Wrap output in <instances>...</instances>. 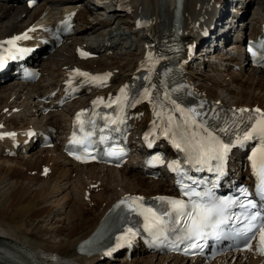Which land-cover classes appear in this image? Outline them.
I'll return each mask as SVG.
<instances>
[{"label": "bare ground", "instance_id": "obj_1", "mask_svg": "<svg viewBox=\"0 0 264 264\" xmlns=\"http://www.w3.org/2000/svg\"><path fill=\"white\" fill-rule=\"evenodd\" d=\"M229 1L186 0L182 20L184 39L189 42L210 41L211 37L216 35L227 39L230 25L223 19L225 5ZM116 2L118 5L115 7ZM115 3L113 8L108 10L111 18H104L101 14H98L97 18L95 13L100 5L94 4L91 0H43L31 10L25 4L14 6L12 3L0 2V21L9 19L7 24L1 25L0 39L41 34L40 26L51 21V5H58L60 13L74 10L76 14L74 34L64 40V47L56 49L60 54H67L65 61L61 64L54 62L49 64V59L44 61L39 55L34 56L33 61L42 73L37 82L34 84L13 82L0 86V155L3 156L0 184L11 179V182H6L8 187L4 189L6 186L4 184L0 188V242L25 249L46 264H96L103 258V254L90 258L79 257L75 254V246L79 239L91 232L107 210L124 197L155 195L169 191L171 187L167 180H154L147 176L143 164L133 158L128 159L121 168H114L93 163L88 165L74 163L62 154L61 148L57 145L31 151L32 146L38 143L35 138L28 137L29 133L50 126L57 129V134L62 133L70 107L76 104V101H73L71 105L63 107L62 114L56 117L54 113L47 111L48 105L38 100L39 96L55 87L65 86L69 78H75L77 82L83 83L82 90L88 100L90 95L99 91L112 93L118 86L139 76L140 68H143L147 60L156 53L155 48L165 36L158 25L160 19L166 20L168 29L171 28L174 0H116ZM212 6L213 20L210 16L212 11L209 12L208 8ZM127 13L131 16L125 17V23L129 33L136 36L134 45L138 47V55L130 58L131 55L121 63L102 56L85 60L77 57L81 50L102 52L120 44L125 38V33L115 32L109 28V24L115 14L121 18ZM238 13L243 15L244 11L239 10ZM24 16L27 18L22 22ZM108 21L107 25L100 27ZM261 22L262 19L255 17L250 33H258ZM207 27L209 31L204 34ZM94 32L101 40L97 44L93 42L85 44V40H92ZM239 36L242 37V34L237 32L235 37L237 44L231 47L232 51L222 52L218 46L213 47L212 59L206 63L212 74H207L205 78L201 77V72L191 68L190 63L183 62L185 70L183 82L188 93L199 100L208 103L215 100L223 102L225 97L233 92V96L227 100L228 104L235 107L257 106L264 109V73L262 69L256 68H251L252 72H245L248 63L240 42L241 37L237 39ZM25 43L36 44L34 41ZM223 60L226 63L223 64ZM202 63H199V67ZM77 69L88 73L89 76H80L75 72ZM105 71L111 73L109 86L99 89L91 77ZM46 75H51L52 81L42 83V78ZM201 79L204 81H199ZM82 105L81 101L76 108ZM29 113L43 114L42 121H25ZM135 114L137 119L134 128L140 126L142 122L140 116L145 121H152L155 124L164 119L157 100L137 107ZM63 116L65 120L61 119ZM19 153L22 155H18ZM88 167L90 170L85 173L84 170ZM43 171H46L45 176L41 174ZM72 183L76 186V197L74 199L71 196L67 205L64 204L65 208L58 211V207L70 194L67 192L61 197L58 196ZM58 214L63 216L62 219L55 218ZM45 218L49 224L44 222ZM58 220L62 223L58 224ZM52 222L57 224L52 226L50 224ZM180 257L152 254L149 259L137 258L136 262L153 264L158 260V264H201L199 261L184 260ZM231 257H236L235 263H231ZM231 257L221 256L209 264H260V259H251L250 256ZM244 257L246 261L242 262ZM0 264H11V261L0 257Z\"/></svg>", "mask_w": 264, "mask_h": 264}, {"label": "snow or ice", "instance_id": "obj_2", "mask_svg": "<svg viewBox=\"0 0 264 264\" xmlns=\"http://www.w3.org/2000/svg\"><path fill=\"white\" fill-rule=\"evenodd\" d=\"M34 2V0H31ZM26 38V36L24 37ZM21 39V37H13L11 40L7 41V43L12 44L15 47V41ZM0 67H3V64L0 63ZM75 72L82 76H89L88 73H82L78 69ZM111 73L104 74V78L93 76L91 77L92 81L99 82L102 86L104 82H106V77L110 76ZM121 88V94L123 95V100H127V95L125 89ZM145 95H148L147 89L145 90ZM103 99V98H99ZM120 99V98H118ZM94 103H96L94 101ZM175 103V101H173ZM177 110L184 111L180 109L179 105H177ZM239 111L244 112L245 109H240ZM257 112L260 110L257 109ZM187 112L189 114L199 115L196 109H188ZM79 120V115L77 116ZM115 123V121H113ZM187 123V120L185 121ZM192 123L195 124L196 121L192 120ZM203 128V124L199 125ZM260 138V147L254 148L252 154L248 157L251 168L253 171V175L257 177L256 184V195L264 201V119L257 120L249 130H245L242 136H238L235 140L236 145H243L246 141L253 140L255 138ZM207 143L201 142L199 145V149L197 151V162L207 164L209 161L215 160L220 163L217 165L216 170L223 175V161L227 157L229 151L234 146L231 142L224 143L218 137L214 136L212 133L207 134ZM70 143H84V141L73 140ZM177 148H180V144L175 145ZM109 155H117L118 153L109 152ZM80 157H77L79 159ZM161 163L163 160L160 157H156ZM170 168H173L172 164H169ZM175 171L176 168H173ZM211 170V169H210ZM216 185L213 184V187ZM184 195H188L187 192H184ZM195 196L201 197V201H190L191 209L187 210V205L183 200L179 199H171L167 197H160L158 199L162 201H168L172 205V212L175 213L179 217H188V220L185 222L187 224V234L184 237L185 239L192 240L195 238L196 240L206 238L207 236L218 237L223 229L221 225H224L228 222L229 219H234L236 222H239L241 217H230L226 216L225 213L227 209L233 206H238L241 209H244V212L241 213V216L247 221L244 223L242 227L235 228L233 230L235 238L243 242L244 247L248 250H252V242L257 241L256 248L261 253H264V204L258 208L257 202L252 199H247L249 196V192L247 188L240 189V195L246 198V202L241 201L239 197L235 199H223L221 200L218 197H215L214 193L211 189L203 192V193H194ZM207 198L204 200V198ZM133 201L139 200L142 198L136 197L132 198ZM123 203V201L121 202ZM255 210V211H253ZM144 213L151 214L145 215V220L149 221L146 224V228L149 231L153 229H158L161 224L165 221L162 216H157L152 208L144 209ZM171 217L172 213H165ZM211 229V231H206L207 229ZM129 233L132 232L131 229L128 230ZM135 235V233H132ZM123 239V238H121ZM117 247H120V244H117ZM191 248L202 247V245L197 244L195 242L190 244ZM114 250V249H113ZM110 254V253H109Z\"/></svg>", "mask_w": 264, "mask_h": 264}, {"label": "rangeland", "instance_id": "obj_3", "mask_svg": "<svg viewBox=\"0 0 264 264\" xmlns=\"http://www.w3.org/2000/svg\"><path fill=\"white\" fill-rule=\"evenodd\" d=\"M85 1V0H84ZM86 1H88V0H86ZM231 1V4L230 3H228L227 5H226V7H225V10L228 12V9H229V11H230V9H232L233 11L235 10V9H233V8H236V7H242L243 9H245V14L244 15H238L237 14V21L236 22H234V26H236L237 24V30L238 31H242L243 33L245 32V36L249 33V31H250V28H251V22L252 21H254L255 20V17H256V19L257 18H260L261 16H262V14H263V9L262 8H264V0H230ZM229 1V2H230ZM40 2H41V0H40ZM40 2H39V4H40ZM236 2H237V5L234 7V3L236 4ZM260 6V7H259ZM263 6V7H262ZM56 7V6H55ZM256 9V10H255ZM261 9V10H260ZM58 10V8H54L53 10H52V16L53 17H56L58 14H54L56 11ZM244 11V10H243ZM243 11H241V12H243ZM232 12V11H231ZM231 12H229V13H231ZM256 12V13H255ZM29 14V13H28ZM231 15H232V13H231ZM95 16L98 18V13H95ZM117 15L115 14L114 16H113V18L111 19L112 21L110 22V24H109V28H111V29H113L115 32H118V33H125V38H123L121 41H120V44H117L115 47H111V48H109V50H103L102 52L103 53H101V55H103L102 57H104V58H107L108 60H112V61H118V62H125L127 59H128V57H130L131 55V57L130 58H132V57H134V56H136L137 54H138V51H137V47H136V45H134V42H135V37L131 34V35H129L130 33H129V28H128V26L126 25V23H125V17L127 16H131V14H129V13H127V14H123L122 15V17L121 18H119L118 16L116 17ZM252 17H254V19H251ZM27 18V16H24L23 17V20H22V22H24V20ZM18 19L19 18H17V21H18ZM245 20H247V21H245ZM8 21H9V19L7 18H5L3 21L1 20L0 21V29H2V27H1V25L3 24V25H5V24H7L8 23ZM240 22V23H239ZM109 23V21L108 22H105V24H103L102 26H100V27H104V25H107ZM233 26V27H234ZM232 27V28H233ZM243 27V28H242ZM236 28V27H235ZM97 30H99V29H97ZM95 31V30H94ZM125 31H127V32H125ZM233 30L231 29V31H230V33H229V38L230 37H232V34H233ZM91 38H92V41L91 42H93V43H95V44H97V42L98 41H100L101 40V37H99V36H97L96 35V32H94V34L91 36ZM118 41V38H116L115 39V42H117ZM86 42L87 41H85V44H86ZM119 43V42H118ZM213 43H214V45H218V47L222 50V51H225V50H230V51H232L231 50V44H232V42H226V43H223L222 42V39L220 40L219 38H215L214 40H213ZM63 46H61V47H59V48H62ZM58 48V49H59ZM101 55H99V56H101ZM52 56V57H51ZM41 57V59L42 60H48V62H49V64H52L53 62L54 63H58V64H61L63 61H65V59L67 58V54L66 53H59V52H56V51H54L53 53H51V54H46V55H42V56H40ZM51 57V58H50ZM212 57V54L211 55H207V56H203V58H201V60L202 59H206V60H203L205 63H207V59L208 58H211ZM100 58V57H99ZM199 61H200V59H198ZM226 60V59H225ZM225 60H223V64L224 63H226V61ZM201 69H200V71L199 72H201V77H203V78H205L206 76H207V74H212V71L210 70V68L207 66V65H205V66H203V67H200ZM250 67H246V69H245V72H250ZM252 72V71H251ZM262 73H264V69L262 70ZM46 79V80H45ZM50 81H52V77H51V75H46L45 77H43V81H42V83H47V82H50ZM199 81H204L203 79H201V80H199ZM13 82H15V81H11V80H7V81H5V82H3V83H1L0 84V86H3V85H5V84H9V83H13ZM205 83V82H204ZM207 85H208V83H207ZM216 91H217V89H216ZM219 91V90H218ZM220 92V91H219ZM233 96V92H231V94L230 95H228V96H226L225 97V99H224V103H227V100L229 99V97H232ZM73 109V108H72ZM53 113H54V115L56 116V117H58V116H60L61 114H62V109H53V111H52ZM25 117V116H24ZM28 118V119H27ZM61 119H63L64 120V116L63 117H61ZM33 121V122H35V121H42V114H39V113H37V114H32V113H29V115L27 116V117H25V121ZM38 149V147H37V145H34V146H32V148H31V151H35V150H37ZM18 155H21V154H18ZM2 155H0V157H1ZM2 158H3V156L0 158V167L2 166ZM90 170V168L88 167V168H86L85 170H84V172L85 173H87L88 171ZM42 176H45L44 174H42ZM8 182H11V179H8L7 181H5L4 182V184L6 185L5 187H4V189L6 188V187H8L9 185H7V183ZM38 183V182H37ZM74 183V182H73ZM73 183L71 184V185H73ZM3 183H1L0 184V188H2L3 186L2 185H4ZM69 186V188L67 187L63 192H61V194L58 196V197H61V196H63L64 194H66L67 192H69V196H66V198L64 199V201H63V203H62V205H60L59 207H58V211L60 210V209H64L65 208V206L67 205V203H68V200L70 199V197L72 196L74 199H75V197H76V191H75V185H73V186ZM61 203V202H60ZM64 204H65V206H64ZM61 211V210H60ZM57 214V213H56ZM58 216V217H57ZM62 215H56L55 216V218H59V219H62V217H61ZM46 221V222H45ZM59 222H58V224L61 222L60 220H58ZM44 222L47 224H49V222H47V219L45 218L44 219ZM62 223V222H61ZM50 224H52V226H54V224H57L56 222H52V223H50ZM51 226V225H50ZM150 255L151 254H149V253H142V254H137V255H135L134 254V256H133V258H132V260H124V261H122V259L124 258V257H121V254H119V255H117V257L113 260V261H111V262H105V261H102V260H99L98 262H97V264H140L141 262H136V259L137 258H146V259H149L150 258ZM134 258H135V260H134ZM153 264H158V260H155L154 262H153Z\"/></svg>", "mask_w": 264, "mask_h": 264}]
</instances>
